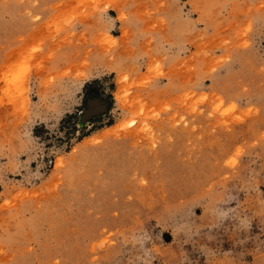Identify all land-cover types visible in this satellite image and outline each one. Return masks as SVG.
I'll list each match as a JSON object with an SVG mask.
<instances>
[{
  "label": "rangeland",
  "instance_id": "374dc122",
  "mask_svg": "<svg viewBox=\"0 0 264 264\" xmlns=\"http://www.w3.org/2000/svg\"><path fill=\"white\" fill-rule=\"evenodd\" d=\"M0 264H264V0H0Z\"/></svg>",
  "mask_w": 264,
  "mask_h": 264
},
{
  "label": "flooded vegetation",
  "instance_id": "af4514ba",
  "mask_svg": "<svg viewBox=\"0 0 264 264\" xmlns=\"http://www.w3.org/2000/svg\"><path fill=\"white\" fill-rule=\"evenodd\" d=\"M91 103H92V102H91ZM100 112H101L100 110H99V111H98V110H96V112H95V113H97V114H100Z\"/></svg>",
  "mask_w": 264,
  "mask_h": 264
}]
</instances>
